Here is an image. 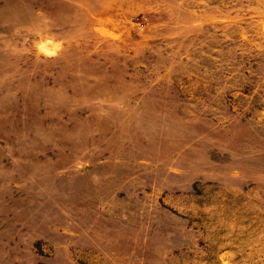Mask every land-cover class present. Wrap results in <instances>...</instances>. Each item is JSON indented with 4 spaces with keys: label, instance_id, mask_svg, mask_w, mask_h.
<instances>
[{
    "label": "rangeland",
    "instance_id": "rangeland-1",
    "mask_svg": "<svg viewBox=\"0 0 264 264\" xmlns=\"http://www.w3.org/2000/svg\"><path fill=\"white\" fill-rule=\"evenodd\" d=\"M0 264H264V0H0Z\"/></svg>",
    "mask_w": 264,
    "mask_h": 264
}]
</instances>
